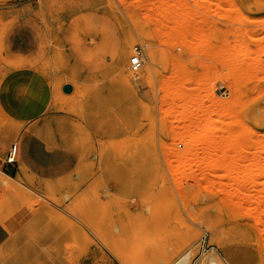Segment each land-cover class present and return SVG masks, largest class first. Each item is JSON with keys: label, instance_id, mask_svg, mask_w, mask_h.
I'll list each match as a JSON object with an SVG mask.
<instances>
[{"label": "rangeland", "instance_id": "374dc122", "mask_svg": "<svg viewBox=\"0 0 264 264\" xmlns=\"http://www.w3.org/2000/svg\"><path fill=\"white\" fill-rule=\"evenodd\" d=\"M134 1L0 0V155L33 129L20 119L38 114L47 121L36 132L59 139L49 147L79 148L84 133L89 148L57 179L24 165L14 191L0 186V221L31 230L34 215L46 216L42 228L72 233L64 245L71 262L95 243L87 228L122 264H264V223L256 220L264 209V0H166L169 24L160 29L149 17L161 12L159 0L136 10ZM180 18L184 27L173 30ZM136 46L142 67L133 73ZM224 97L234 116L230 126L217 123L213 157L237 159L235 176L245 182L236 198L228 161L216 172L183 164L186 140L174 137L190 124L189 110L199 125L200 107L213 105L216 117ZM237 135V147L227 148Z\"/></svg>", "mask_w": 264, "mask_h": 264}, {"label": "crops", "instance_id": "0c3cea01", "mask_svg": "<svg viewBox=\"0 0 264 264\" xmlns=\"http://www.w3.org/2000/svg\"><path fill=\"white\" fill-rule=\"evenodd\" d=\"M43 115L38 114L31 118L23 116L20 119V121L27 124L28 128L33 126V129H25L22 132L21 140L18 141L19 154L17 162L5 165L1 170L13 179H18V182L20 179L24 181L26 173L22 169L24 165L30 169L27 174L34 173L38 177L42 176L53 180L64 175L68 176L77 164L78 157L80 156L83 161L84 156L88 154L89 148L85 144L88 135L84 133L80 137L81 144L79 148H75L73 145L67 149L61 148L60 145H55L54 148L49 147L47 142L52 144V141H59V139L53 140V138H47L46 134L36 132L38 127L47 121L42 119ZM49 121L57 122L61 120L49 119ZM75 121V118L72 119V125L76 124ZM66 122L68 121L66 120ZM81 123L90 131L88 122L82 121ZM68 136L73 141L77 140L75 135ZM91 136L94 137V135ZM49 167H58L59 170H52ZM41 168L48 170L41 171ZM50 204L54 205L52 202ZM36 217V215L33 216L35 226L31 230H13L0 221L1 264H122L103 244L96 240L97 237L89 232L87 228H84V230L94 239L95 243L91 244L85 252L79 254L75 262L69 261L64 245L66 242H71L72 233L70 231L42 228V223L45 227L46 223L51 220L46 216L38 219ZM37 222H39L38 226H36Z\"/></svg>", "mask_w": 264, "mask_h": 264}, {"label": "bare ground", "instance_id": "6f19581e", "mask_svg": "<svg viewBox=\"0 0 264 264\" xmlns=\"http://www.w3.org/2000/svg\"><path fill=\"white\" fill-rule=\"evenodd\" d=\"M149 1L150 0H136V1H134L133 2V6H134V8H135V10L136 9H138V8H143L142 7V5L143 4H146L147 3V6H148V3H149ZM154 1V0H153ZM165 1L166 0H159V3L161 4V7H159V9L160 8H162V10H161V12L160 13H157V14H149V17L150 18H157V20L160 22L159 24H157V27L161 24V27H159V29L160 28H164L165 27V25L167 26V24H165V23H168V22H165L163 19H164V10L165 9H169V6H167L168 5V1H170V0H168V1H166L167 2V7L168 8H165L164 9V3H165ZM172 1V0H171ZM199 1H202V2H204V1H207V0H197V2H199ZM219 2V1H218ZM153 3H155V2H153ZM158 3V2H157ZM157 3L155 4L156 6H160V5H157ZM172 3V2H171ZM149 4H151V2L149 3ZM217 4H220V5H222L221 4V2L220 3H216V5ZM154 5V4H153ZM169 5H170V3H169ZM172 6V4L170 5V7ZM217 7H219L220 8V6H218L217 5ZM154 8V7H153ZM152 8V9H153ZM157 8V7H156ZM155 8V9H156ZM152 9H151V11H152ZM171 9V8H170ZM155 11V10H154ZM157 12L159 11V10H156ZM156 11H155V13H156ZM166 11V10H165ZM141 12V11H140ZM167 12H169L168 10L166 11V13ZM149 13H151L150 11H149ZM170 13H171V10H170ZM147 15V14H146ZM166 15H168V16H166L167 18H166V20H168L169 21V19L171 18V16H170V14L168 13V14H166ZM169 18V19H168ZM149 19V18H148ZM162 19V20H161ZM181 19V21H177L178 23H176V26H177V28H175V27H173L172 29L173 30H178V29H180V28H183L184 27V24L186 23V20L185 19H182V18H180ZM179 19V20H180ZM246 19V17L244 18V20ZM171 20H172V18H171ZM158 21H156V23L158 22ZM153 22V21H152ZM165 22V23H164ZM165 24V25H164ZM169 24V23H168ZM156 25V24H155ZM154 30H155V28H154ZM163 30V29H162ZM157 31V30H156ZM245 53V52H244ZM148 57L150 58V60H153V58H154V54H153V51L152 50H150V49H148ZM228 70H230V71H228V77L229 78H233L234 79V81H236L237 80V72H238V67H237V65L235 64V65H230V67H229V69ZM173 74H175V73H173ZM173 74H171V77H172V75ZM227 77V78H228ZM173 78V77H172ZM228 78V79H229ZM231 82V81H230ZM238 82V81H237ZM228 84H230V83H228ZM237 84V83H236ZM229 86V85H228ZM230 88H231V84H230V86H229ZM234 87V86H233ZM238 87V86H237ZM229 88V89H230ZM228 89V90H229ZM235 89V87L233 88V90ZM238 89V88H237ZM236 90V89H235ZM237 91V90H236ZM235 91V92H236ZM229 92H231V90H229L228 91V93ZM184 92H176L175 93V95L174 96H180L181 94H183ZM227 93V94H228ZM230 94H232V93H230ZM233 95H234V93H233ZM231 95H226L225 97H228L227 98V100H229L230 102H232L231 101V98L232 97H230ZM213 96H211L210 98H212ZM224 97V99H223V101H221L222 103H220V101L219 100H222V99H219L218 101H219V103L221 104L219 107H220V110L218 111V112H216V117H211V114L215 111V110H213L211 107L214 105V101H216V100H213V98H212V100L210 99V101H212V103H213V105H211L210 104V102H209V104L211 105V107H210V105L209 106H207L206 107V105L204 106V105H202V107H200V109H202L201 111L203 112V114L202 113H198V115L199 114H202V115H204V117H202L201 115H199V116H201V118H199V119H201L202 121H200L201 123L198 125V122L197 123H195L194 121H192L191 120V118L193 119V116H194V118H196V117H198L197 116V114L195 115L194 114V112L191 110H189V109H187V110H189V112L186 110V112H188L187 114H190V115H187V116H189V122H190V124L189 123H185V124H183L184 126H183V128L185 129L184 131H183V133H178V134H176V135H174V137L175 136H181V137H183L185 140H186V145H187V148H186V151H182L180 154H178L177 155V159L180 161V162H182L183 164H186L187 162L190 164V163H192V162H194L197 166H201L202 164H207V163H209V165H207V166H210L208 169H215L217 166L219 167V166H221L222 164H224L225 162H227L228 163V165H227V168H225V170H226V172H224V173H227V177L226 178H229V176L231 177V178H233L234 179V177H236L235 175H236V172H237V159L236 158H232V159H230V160H228V159H226V154H224V155H222V156H220V157H213V155H214V152H215V150H216V147H217V145H216V142H217V137H218V132H217V123L218 122H220L221 120L224 122V123H226L227 124V126H230V125H232V121H231V117H233L234 116V114H233V112H232V114H233V116H230L231 115V111H233V110H231V104H229L228 106H225L226 105V103L224 102V100L226 99ZM164 98H165V100H166V96H164ZM215 98V97H214ZM233 98H234V96H233ZM226 101V100H225ZM234 101V103H233V106H234V104H235V99L233 100ZM225 103V104H224ZM228 104V103H227ZM217 105H218V103H217ZM214 106H216V104L214 105ZM217 107V106H216ZM200 111V110H199ZM193 112V113H192ZM180 114V113H179ZM193 114V115H192ZM175 116V119L177 120V121H179L180 120V116H178V114H175L174 115ZM196 116V117H195ZM233 119V118H232ZM236 120H238V119H236ZM195 124H197V126H195ZM188 125V126H187ZM191 126H194V128H192L191 129ZM173 127H176V126H172V128ZM196 130V131H195ZM246 132L244 131V134H245ZM244 134H243V137H244ZM247 136H248V134H246ZM232 137H234V138H232ZM240 137H242V135H237V136H230L229 138L230 139H227V148H236L237 147V144H238V142L241 140V139H238V138H240ZM199 145H202L203 147H205L204 148V150H203V153L200 155L199 154V152H198V147H199ZM2 153V152H1ZM225 160V161H224ZM182 166H180V167H178V168H175L176 169V171H181L180 170V168H181ZM212 167V168H211ZM183 168V167H182ZM175 169H174V171H175ZM262 170V168L260 169V171ZM264 170V169H263ZM262 170V171H263ZM171 171H173V169L171 170ZM210 171V170H209ZM212 171H214V170H211L210 172H212ZM182 172V171H181ZM215 172H216V169H215ZM214 172V173H215ZM263 174H264V172H262ZM225 175V174H224ZM223 175V176H224ZM226 176V175H225ZM234 176V177H233ZM237 178V177H236ZM236 178L234 179L235 181H234V184H233V186L232 187H234V191L233 190H231L230 191V197L231 198H236L238 195H239V193H240V189H241V186L244 184V182H245V179H241V178H237V180H236ZM230 179V178H229ZM16 184H19V182H18V179L16 180L15 178L13 179L12 177H10V176H8V175H6L3 171H1L0 170V186L3 188V189H7V190H9V191H14V189L16 188ZM232 185V184H231ZM227 185L226 184H221V187H226ZM11 189V190H10ZM19 189V188H18ZM264 189V188H263ZM11 191V192H12ZM19 191V190H18ZM22 191V190H21ZM264 191V190H263ZM21 193V192H20ZM21 195V194H20ZM28 195V194H27ZM26 195V196H27ZM25 197V196H24ZM22 198V197H21ZM260 199V202H259V204L261 203V204H264V196H262V197H260L259 198ZM260 206H262V205H260ZM263 208H264V205H263ZM0 219H2V218H0ZM257 222L258 223H264V209H262V213H260V215L259 216H257ZM3 221H4V218H3ZM1 223H3L2 222V220H1ZM4 224H5V222H4ZM8 224V223H7ZM7 224L5 225V226H7ZM10 226V225H9ZM8 228V227H7ZM12 229V228H11ZM10 231V230H9ZM12 232V231H11ZM13 234V233H12ZM186 255V254H185ZM184 257V256H183ZM187 257H189V254L187 255ZM185 261H187V260H184V258H181V259H179V262H177L176 264H184V262Z\"/></svg>", "mask_w": 264, "mask_h": 264}, {"label": "built area", "instance_id": "2783aa9c", "mask_svg": "<svg viewBox=\"0 0 264 264\" xmlns=\"http://www.w3.org/2000/svg\"><path fill=\"white\" fill-rule=\"evenodd\" d=\"M142 67V57L141 51L138 46L134 48V53L130 57V70L133 73L139 71ZM19 154V144L14 142L8 151L4 155H0V170L4 168L5 165L14 164L17 162Z\"/></svg>", "mask_w": 264, "mask_h": 264}, {"label": "water", "instance_id": "95a60500", "mask_svg": "<svg viewBox=\"0 0 264 264\" xmlns=\"http://www.w3.org/2000/svg\"><path fill=\"white\" fill-rule=\"evenodd\" d=\"M71 90H72V86L71 85H66L64 87V91H66V92H70Z\"/></svg>", "mask_w": 264, "mask_h": 264}]
</instances>
